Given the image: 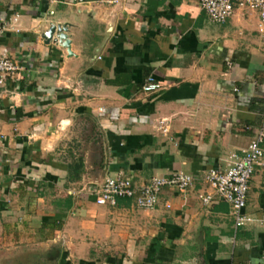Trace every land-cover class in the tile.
Returning <instances> with one entry per match:
<instances>
[{
  "label": "crops",
  "instance_id": "crops-1",
  "mask_svg": "<svg viewBox=\"0 0 264 264\" xmlns=\"http://www.w3.org/2000/svg\"><path fill=\"white\" fill-rule=\"evenodd\" d=\"M0 18L21 68L0 86V264H264V163L245 226L200 198L263 127L255 13L215 24L200 0H0ZM52 23L68 24L72 54L43 38ZM149 78L162 89L144 92ZM178 171L195 183L163 189L155 210L96 204L107 177Z\"/></svg>",
  "mask_w": 264,
  "mask_h": 264
},
{
  "label": "built area",
  "instance_id": "built-area-1",
  "mask_svg": "<svg viewBox=\"0 0 264 264\" xmlns=\"http://www.w3.org/2000/svg\"><path fill=\"white\" fill-rule=\"evenodd\" d=\"M56 4L61 0H49ZM109 4H117L120 0H106ZM202 10L215 24H224L231 18L236 8H249L259 14L258 32L264 37V0H200ZM16 22V19H14ZM12 22L0 18V86L13 79L21 70L20 66L2 52V38L6 30L11 29ZM162 86L149 78L143 86L146 93L156 92ZM264 100V95L262 96ZM232 163L227 169L220 171L211 169L204 177V184L211 191L200 195L205 205H210L216 198L229 203L235 214L236 227L245 226L252 219L243 213L246 208L250 182L256 169L264 163V118L260 128L242 156L233 155ZM195 183V178L186 172L178 171L170 176L153 177L149 183L137 187L133 178L123 174L107 177L96 193V204L100 206H117L120 199H133L139 209L152 211L159 204L160 194L165 188L186 191ZM170 206H168L169 208Z\"/></svg>",
  "mask_w": 264,
  "mask_h": 264
},
{
  "label": "water",
  "instance_id": "water-1",
  "mask_svg": "<svg viewBox=\"0 0 264 264\" xmlns=\"http://www.w3.org/2000/svg\"><path fill=\"white\" fill-rule=\"evenodd\" d=\"M69 26L68 24H51L47 32L43 35V38L49 44L51 42L55 44H60L63 48L69 50L71 53V41L68 36Z\"/></svg>",
  "mask_w": 264,
  "mask_h": 264
},
{
  "label": "trees",
  "instance_id": "trees-1",
  "mask_svg": "<svg viewBox=\"0 0 264 264\" xmlns=\"http://www.w3.org/2000/svg\"><path fill=\"white\" fill-rule=\"evenodd\" d=\"M250 107L251 109L255 110L258 115H260V117H262V115H264V100L263 99H254L251 101L250 103ZM261 120V118H260ZM248 128H251V126H249ZM248 132L253 134V128H251L250 130H247Z\"/></svg>",
  "mask_w": 264,
  "mask_h": 264
},
{
  "label": "rangeland",
  "instance_id": "rangeland-1",
  "mask_svg": "<svg viewBox=\"0 0 264 264\" xmlns=\"http://www.w3.org/2000/svg\"><path fill=\"white\" fill-rule=\"evenodd\" d=\"M240 10H241V11H244V12H248V13H249V12L255 13V14L257 15V17H258V21H259V14H258V12H255V11H253V10H251V9H249V8H247V7H245V8H240V9H239V8H236L235 13L238 12V11H240ZM235 13H234V14H235ZM263 41H264V39H263ZM263 43H264V42H263Z\"/></svg>",
  "mask_w": 264,
  "mask_h": 264
}]
</instances>
